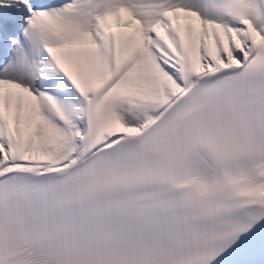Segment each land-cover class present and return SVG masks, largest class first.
<instances>
[{
  "label": "snow or ice",
  "instance_id": "1",
  "mask_svg": "<svg viewBox=\"0 0 264 264\" xmlns=\"http://www.w3.org/2000/svg\"><path fill=\"white\" fill-rule=\"evenodd\" d=\"M0 264H264V0H0Z\"/></svg>",
  "mask_w": 264,
  "mask_h": 264
}]
</instances>
